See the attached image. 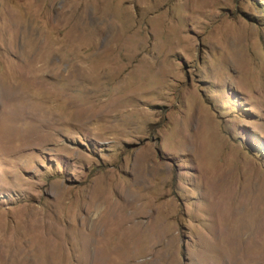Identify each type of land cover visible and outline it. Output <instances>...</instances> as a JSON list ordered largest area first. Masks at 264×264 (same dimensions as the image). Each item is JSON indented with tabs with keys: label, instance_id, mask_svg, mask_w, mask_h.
I'll return each mask as SVG.
<instances>
[{
	"label": "rangeland",
	"instance_id": "rangeland-1",
	"mask_svg": "<svg viewBox=\"0 0 264 264\" xmlns=\"http://www.w3.org/2000/svg\"><path fill=\"white\" fill-rule=\"evenodd\" d=\"M26 229L34 264H264V0H0V264Z\"/></svg>",
	"mask_w": 264,
	"mask_h": 264
},
{
	"label": "bare ground",
	"instance_id": "bare-ground-1",
	"mask_svg": "<svg viewBox=\"0 0 264 264\" xmlns=\"http://www.w3.org/2000/svg\"><path fill=\"white\" fill-rule=\"evenodd\" d=\"M26 222H28V220ZM24 225H25V223H24ZM27 232H28V229H26L22 232H17L12 236H9L7 234H4V235H5V238L7 237L6 242L9 244V246L12 249H17L20 252L21 264H34L33 263L34 255H36L38 253V256L40 258H42L44 256V254L43 255L41 254V252H42L40 250L41 248L34 247L33 249H31L32 244L27 237ZM47 233H50L49 235L51 236L52 239H54V237L56 238V236H55L56 234H54V232L52 230H50L49 232L43 231L44 235ZM23 235H25V236H23ZM36 257H37V255H36Z\"/></svg>",
	"mask_w": 264,
	"mask_h": 264
}]
</instances>
